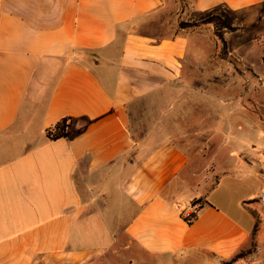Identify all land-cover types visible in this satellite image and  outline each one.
I'll use <instances>...</instances> for the list:
<instances>
[{
  "label": "crops",
  "instance_id": "0c3cea01",
  "mask_svg": "<svg viewBox=\"0 0 264 264\" xmlns=\"http://www.w3.org/2000/svg\"><path fill=\"white\" fill-rule=\"evenodd\" d=\"M186 2L230 60L210 28L164 29L177 0H0V264H264V224L248 197L218 203L214 162L238 108L253 120L254 78L264 107V0ZM246 28L261 72L234 49ZM64 118L72 135L48 138Z\"/></svg>",
  "mask_w": 264,
  "mask_h": 264
},
{
  "label": "rangeland",
  "instance_id": "374dc122",
  "mask_svg": "<svg viewBox=\"0 0 264 264\" xmlns=\"http://www.w3.org/2000/svg\"><path fill=\"white\" fill-rule=\"evenodd\" d=\"M178 5L180 6L178 9L172 8L170 9V15L168 18H166V21H170L171 25L168 23H165L164 29H170V27L173 25V27H187V28H207L211 29L212 34H214V38L218 41L219 49L218 54L222 57L230 60L231 58L228 51L227 44H224L223 42V23L220 21V19L214 15V14H206L201 15L199 17L193 18L188 17L185 15L186 10L189 8V4L186 2V0H177ZM235 31V30H233ZM254 28H246L244 29L240 34L235 35V40L237 43L238 48H234L235 51L237 50H246V48H249V52L246 56V61L251 64L258 72H261L262 67V55L259 52L257 47H254ZM261 43V42H260ZM252 46L254 48H252ZM237 72H244V67L237 65L236 66ZM254 82V91H253V98L250 102H245L244 105L247 107V114L251 113L252 115V122L250 121L249 116H243V109L242 107L238 108L237 113L239 115H242V121L238 119L234 124H230L229 128H226L223 130L224 135L221 136V141L226 136H234L238 140L231 143V147L228 146H222L218 153L216 154L214 158V162L217 163V170L221 175H224L227 171L229 174L225 175L227 179L224 183V189L219 193L216 197V200L218 203L224 204V202H227L229 198H231L232 201H235L236 199H239L241 197H248L249 203L254 204L251 206V211L256 218L257 222L259 224H264V210L262 205L256 200L255 195L259 191L261 183L259 180H257L256 172L259 170L261 163L263 162L264 165V107H262V96L260 91V85L261 82L258 80V78L253 79ZM225 100L229 101L232 99H235L234 106H238V99L239 97H229L224 98ZM194 104V103H193ZM220 107V106H219ZM197 123L194 122V120H191V122L188 123V127L186 131L189 132L191 139L190 142H194V144L189 145V148L195 149L197 152L201 150V139H198L196 137L197 132ZM218 136V135H217ZM242 141L244 144L241 146L238 141ZM240 148L245 149L246 154L252 158L251 164L246 163V166L243 165V162H241L240 155ZM215 149V146L212 147L211 152H213ZM229 149L234 150L237 156V162L235 163L234 160H232L229 157ZM262 160V162L260 161ZM207 162H204L203 168L204 169L207 165ZM241 162V163H240ZM224 181V180H223ZM228 203V202H227ZM262 207V211L259 207V204Z\"/></svg>",
  "mask_w": 264,
  "mask_h": 264
},
{
  "label": "trees",
  "instance_id": "16d2710c",
  "mask_svg": "<svg viewBox=\"0 0 264 264\" xmlns=\"http://www.w3.org/2000/svg\"><path fill=\"white\" fill-rule=\"evenodd\" d=\"M232 30H236V29L232 28ZM72 128H73V119L64 118L61 121H59L54 127H51L47 130V137L50 138L51 140L68 138L73 133Z\"/></svg>",
  "mask_w": 264,
  "mask_h": 264
},
{
  "label": "built area",
  "instance_id": "2783aa9c",
  "mask_svg": "<svg viewBox=\"0 0 264 264\" xmlns=\"http://www.w3.org/2000/svg\"><path fill=\"white\" fill-rule=\"evenodd\" d=\"M257 201L262 205L263 210H264V187H262L258 193H257V197H256ZM184 218L186 219V221L190 224L194 223L196 220V216L194 212H189V213H185L184 214ZM261 248H255L253 250V253L251 254V258L252 259H256L260 256L261 254Z\"/></svg>",
  "mask_w": 264,
  "mask_h": 264
}]
</instances>
